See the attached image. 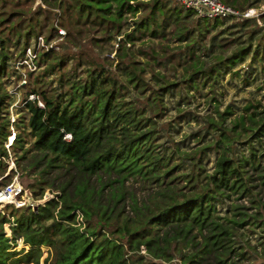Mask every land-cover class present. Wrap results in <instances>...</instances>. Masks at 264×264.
Returning <instances> with one entry per match:
<instances>
[{
  "label": "trees",
  "instance_id": "16d2710c",
  "mask_svg": "<svg viewBox=\"0 0 264 264\" xmlns=\"http://www.w3.org/2000/svg\"><path fill=\"white\" fill-rule=\"evenodd\" d=\"M29 1L0 0V176L9 156V69L56 18L65 44L38 57L23 132L10 147L35 153L23 169L35 196L46 186L59 193L0 213V264H41L43 247L51 252L42 264H245L253 248L244 231L264 227V116L252 104L233 116L218 97L238 63L264 53V29L255 23L234 36L255 19L201 17L175 0H43L49 8L35 9ZM221 1L246 9L259 0ZM163 64L183 70L156 69ZM45 75L59 92L46 89ZM195 97L213 112L193 108ZM184 123L196 126L185 132ZM53 172L58 186L46 178ZM130 178L149 190L146 198L128 189ZM244 197L255 212L239 204ZM11 216L12 238L4 230ZM20 238L28 249H14Z\"/></svg>",
  "mask_w": 264,
  "mask_h": 264
},
{
  "label": "rangeland",
  "instance_id": "374dc122",
  "mask_svg": "<svg viewBox=\"0 0 264 264\" xmlns=\"http://www.w3.org/2000/svg\"><path fill=\"white\" fill-rule=\"evenodd\" d=\"M178 2L177 0H175ZM26 7H30L32 9L37 8L38 6H42L43 8H49L47 3H44L43 0H31L26 3ZM254 7H257L262 14L260 17L252 18L255 19L256 22L251 21L250 25L245 30H240V26H237V30L234 28L233 30H236L234 32V36L242 35L244 32L249 33L252 28H254L255 23L259 24L264 29V0H259ZM55 12L57 11L54 10ZM234 21H228L227 24L224 27L229 26ZM47 24V23H46ZM56 28V31L52 35L51 39H48L47 46L43 47L41 44H38L36 42V38H33L31 40L30 45L27 47L25 54H27L28 48H35L38 54V57L41 56V53L47 50H50L53 48L56 52H60L62 50L61 44H65L67 29L63 26H59L58 19H51L49 22V27L45 29V32L41 35L45 39H47V36L50 35L51 28ZM59 27L65 30V34L61 35L59 33ZM232 29V28H231ZM232 30L226 31L227 33L231 32ZM114 44V45H113ZM174 44H177L176 42ZM116 44L113 41L112 44L107 46L108 51L105 52L106 55H109L110 58H113L115 56V48ZM235 44L230 45L228 48V53L232 52L235 49ZM264 52V51H263ZM25 57V55L23 56ZM22 57V58H23ZM37 57L36 60L33 61V65L27 64L24 62V58H20L12 63L11 68L9 69L8 73V79L6 83V88L9 91V94H11L12 98H10L9 102V108H7L8 112L5 114L10 117L11 120V127H10V135L8 137V141L6 146L9 148V156L4 159V162L6 164V171L3 175L0 176V188L4 185L14 182L19 183L25 188V193L23 194V198L26 200L27 204L24 206H30L37 207L39 205H43L47 200L50 198H57V194L59 191H56L55 188L51 186H46L45 192L42 196L37 197L35 196L33 192V188H31V185L34 184V176H29L24 172V167L28 166V164L32 160V156L35 154L33 152H30V154L27 157H21V151L15 152V149L10 147L11 141L10 138L13 136L14 133L17 135L22 133L21 127H18L21 120L28 114H26V109L24 107L23 100L28 97V92L35 87V77L38 76L41 73L42 67H38L37 61L39 58ZM143 60V57H141ZM116 63V62H115ZM35 64V65H34ZM171 66V65H170ZM170 66L167 67L163 65L156 66L157 70L167 72L170 74H174L175 76H179V74L182 72L183 67L180 66L177 68V72L172 71ZM170 68V69H169ZM236 69L239 70V75H235L232 77V75H226L222 79V84L220 87V108L223 110L227 106H230L233 111V116H239L241 114L246 113V106L249 104L254 105V107L251 108V111L255 110L262 116H264V53H259V58L255 59L252 62V55H249L245 61H242L236 65ZM171 75V76H172ZM173 77V76H172ZM46 89L49 92L52 91H58L59 92V82L56 80V78L53 77V75L46 76ZM51 81V82H49ZM171 111L170 113L175 112L174 108V102L170 103ZM192 107L195 108L198 112L204 114L206 112H213V106L209 105L206 102V99L203 97H195L193 98ZM196 124L193 123L192 127L184 123V131L190 132L195 128ZM180 138V136H178ZM32 138L30 136L26 135V145L28 147L31 146ZM214 154L211 156L210 160L207 161V165L210 169H212L215 165L214 161ZM37 170V168H36ZM48 181L55 180L53 183L55 186L59 185V175H56L55 172L50 173L47 175ZM126 185L129 190H133L137 197L141 200L143 198H146L148 196V189L144 187V184L140 181H135L133 178H130L126 181ZM260 189V188H259ZM108 190V189H107ZM260 195L261 200L264 201V188L260 189ZM239 204L245 205L247 207V211L249 213H253L256 211V206L250 201L249 197H244L238 200ZM9 204H6L3 209ZM14 205V204H13ZM31 206V207H32ZM14 207H16L14 205ZM17 208V207H16ZM128 208V207H127ZM79 222H82V218H79ZM4 230L6 236H9L12 238L13 233L11 226L9 224L4 225ZM245 238L248 239V243L252 246L251 257L244 260L243 263L245 264H257L259 262L264 261V227L262 225H259L258 227L254 228V231L246 230L244 231ZM202 239L200 235H198L197 240ZM17 245L14 247V249L20 250L22 248L28 249V246L24 244L23 239L20 238L17 240ZM50 248L49 247H43V256L41 258V264L43 263L44 259L50 254ZM142 252L147 253L146 249L143 247ZM175 263H180L175 261ZM182 264V263H181Z\"/></svg>",
  "mask_w": 264,
  "mask_h": 264
},
{
  "label": "built area",
  "instance_id": "2783aa9c",
  "mask_svg": "<svg viewBox=\"0 0 264 264\" xmlns=\"http://www.w3.org/2000/svg\"><path fill=\"white\" fill-rule=\"evenodd\" d=\"M179 3L188 8H193L198 16L207 17V18H239V19H252L259 18L262 12L257 7H248L246 9L236 8L234 6L228 5L221 0H177ZM59 33L61 35L65 34V30L59 27ZM38 44L45 47L47 44V39L43 36H39L37 41ZM38 57L37 51L35 48H28L27 54H25L24 62L32 64L33 61ZM22 58V59H23ZM35 65V64H34ZM30 99L34 100L35 96H30ZM39 104L43 106V103L39 101ZM14 138L11 136L10 141ZM71 134L67 133L65 135L66 140H71ZM25 193V188L19 183L10 182L0 188V213H4L3 207L6 204H14L16 207H24L27 202L23 198ZM32 206V205H30ZM33 207V206H32ZM11 221L8 222L10 226L14 225L13 216L10 217Z\"/></svg>",
  "mask_w": 264,
  "mask_h": 264
}]
</instances>
